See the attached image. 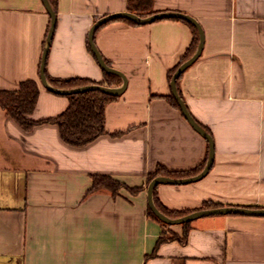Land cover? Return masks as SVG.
I'll list each match as a JSON object with an SVG mask.
<instances>
[{"label":"crops","instance_id":"0c3cea01","mask_svg":"<svg viewBox=\"0 0 264 264\" xmlns=\"http://www.w3.org/2000/svg\"><path fill=\"white\" fill-rule=\"evenodd\" d=\"M54 1L47 76L104 83L89 32L102 17L128 11V0ZM153 11L189 15L203 29V52L177 87L215 146L209 173L190 184L159 185V203L171 212L207 204L264 209V0H154ZM50 26L43 0H0V91L35 81L34 121L56 118L69 106L68 95L47 90L40 78ZM193 40L181 19L147 25L122 19L99 28L98 50L128 83L106 106L105 134L84 147L64 142L56 124L26 131L0 105V261L264 264V216L200 218L184 241L158 245L165 230L184 238V227H165L149 215V175L160 165L194 170L209 156L208 141L169 100L171 73ZM95 176L127 189L91 191Z\"/></svg>","mask_w":264,"mask_h":264},{"label":"trees","instance_id":"16d2710c","mask_svg":"<svg viewBox=\"0 0 264 264\" xmlns=\"http://www.w3.org/2000/svg\"><path fill=\"white\" fill-rule=\"evenodd\" d=\"M53 6V10L56 11V2L54 0H49ZM153 1L154 0H128V11L135 13L141 17H147L155 14L153 11ZM126 20L131 23L134 21L127 18H119L115 20ZM188 23L194 32V40L186 55L184 56L182 63L192 57L199 44V33L194 25ZM89 50H92L89 46ZM95 57V56H94ZM107 62V61H106ZM109 65V63L107 62ZM180 65L172 71L171 80L180 67ZM110 66V65H109ZM104 71V70H103ZM105 72V71H104ZM47 76V73H46ZM50 84L59 89H75L80 87H85L89 85H102L108 87H115L122 85V79L115 74L105 72V82L95 83L86 79H70L68 81H62L57 79H50L47 76ZM40 90L38 85L33 80L24 81L19 85V88L13 91H0V105L6 111L8 116L12 117L24 130L29 131L37 124L51 123L59 126L61 137L67 144L74 147H84L89 143L93 142L99 136L105 134V109L108 104L116 101L119 96L106 94L100 91H89L78 94L68 95L69 106L65 112L56 118L48 119L44 121H34L31 119L39 98ZM170 102L177 108L180 109L174 96L169 98ZM206 130V129H205ZM207 131V130H206ZM208 132V131H207ZM208 161V155L205 162L197 169L190 171H170L163 165L157 167V169L149 175L148 184L159 176L171 177L176 179L187 178L195 176L201 173ZM127 187L119 181H116L108 176H95L93 179V187L91 191L106 189L110 191L113 195H118L119 192ZM157 188V187H156ZM156 188L154 190V202L158 209L166 216L170 218H179L185 216L191 212H171L166 210L158 201L156 197ZM132 194H136L139 189H129ZM220 207L218 204H207L204 209H212ZM149 215L167 227L169 225L160 221L150 210ZM184 227V238H180L176 233L171 231H163L158 245H162L171 241H184L187 238L188 231L190 229V223L183 225Z\"/></svg>","mask_w":264,"mask_h":264},{"label":"water","instance_id":"95a60500","mask_svg":"<svg viewBox=\"0 0 264 264\" xmlns=\"http://www.w3.org/2000/svg\"><path fill=\"white\" fill-rule=\"evenodd\" d=\"M43 3L51 17V26L48 33V45L43 53L42 63H41V70H40V78L42 85L49 91L56 93V94H62V95H72V94H78L83 92H89V91H100L106 94L116 95L120 96L122 95L126 88H127V78L126 76L119 70L109 66L103 56L101 55L100 51L98 50L96 43H95V33L99 28H101L104 24L113 21L115 19L119 18H127L132 21H134L137 24L140 25H147L154 23L158 20L162 19H181L184 21H187L194 25L199 33V44L198 48L195 52V54L190 57L188 60H186L184 63L180 65V67L176 70L174 73L172 80H171V90L172 95L174 96L175 100L177 101L180 110L186 120L191 124V126L198 131L209 143V156L207 164L204 168V170L192 177L187 178H171V177H165V176H159L154 178L147 189V199H148V206L150 210L153 212V214L163 223L169 225V226H176V225H185L188 223H191L197 219L205 218V217H211V216H220V215H247V216H264V209H251V208H244V207H234V206H226V207H217L212 209H203L200 211H195L192 213H189L185 216L179 217V218H170L166 215H164L156 206L154 202V190L156 187H158L161 184H172V185H184V184H190L193 182H197L201 179H203L209 171L212 169L215 159V146L213 139L211 135L192 117V115L189 113L185 102L183 101L182 97L179 95L177 82L178 79L181 77V75L189 68L191 67L201 56L204 48V42H205V35L203 32V29L201 25L198 23L196 19L189 15H185L182 13H176V12H164V13H156L152 14L147 17H141L135 13H131L129 11L121 12V13H115L111 15H107L105 17H102L99 19L90 29L88 41L89 46L92 50L93 55L95 56L98 64L100 67L108 73L118 75L123 83L121 87L115 88V87H108V86H102V85H89L85 87L75 88V89H59L54 86H52L46 76V62H47V56L49 52L50 44L53 40L55 27H56V13L52 9L49 0H43Z\"/></svg>","mask_w":264,"mask_h":264},{"label":"rangeland","instance_id":"374dc122","mask_svg":"<svg viewBox=\"0 0 264 264\" xmlns=\"http://www.w3.org/2000/svg\"><path fill=\"white\" fill-rule=\"evenodd\" d=\"M0 264H13V263H6V262H3V261H0Z\"/></svg>","mask_w":264,"mask_h":264}]
</instances>
